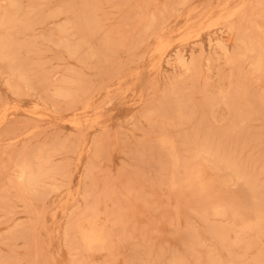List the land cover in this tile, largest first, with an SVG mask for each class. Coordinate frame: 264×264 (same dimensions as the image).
<instances>
[{"label":"rangeland","instance_id":"374dc122","mask_svg":"<svg viewBox=\"0 0 264 264\" xmlns=\"http://www.w3.org/2000/svg\"><path fill=\"white\" fill-rule=\"evenodd\" d=\"M261 19L264 0H0V264H264Z\"/></svg>","mask_w":264,"mask_h":264},{"label":"bare ground","instance_id":"6f19581e","mask_svg":"<svg viewBox=\"0 0 264 264\" xmlns=\"http://www.w3.org/2000/svg\"><path fill=\"white\" fill-rule=\"evenodd\" d=\"M15 5H16V4H15ZM10 7H11V6H10ZM11 8H12V7H11ZM14 9H15V8H14ZM221 9H223V8H221ZM174 10H175V9H174ZM235 10H236V9H235ZM235 10H234V11H235ZM221 11H222V10H221ZM238 11H239V10H238ZM251 11H252V10H251ZM251 11H250V12H251ZM211 12H212V11H211ZM232 12H233V11H232ZM262 13H263V12H262ZM162 15H163V14H162ZM228 15H229V13H228ZM228 15H227V16H228ZM249 15H250V14H249ZM249 15H248V16H249ZM227 16H226V18H227ZM254 16H255V14H254ZM258 16H259V15H258ZM218 17H221V15L218 14ZM229 17H230V16H229ZM261 17H262V16H261ZM186 18H187V17H186ZM254 18H255V17H254ZM216 19H217V17H216ZM227 19H228V18H227ZM197 20H199V19H197ZM221 20H222V19H221ZM221 20H220V21H221ZM250 20H251V19H250ZM261 20H264V19H261ZM213 21H214V20H213ZM218 21H219V20H218ZM243 21H244V20H243ZM247 21H248V20H247ZM258 21H259V20H258ZM215 22H216V21H215ZM10 23H11V22H10ZM19 23H20V22H19ZM217 23H218V22H217ZM239 23H240V22H239ZM259 23H260V22H259ZM221 24H222V23H221ZM245 24H246V23H245ZM198 25H199V24H197V26H198ZM213 25H214V24H213ZM217 25H218V24H217ZM217 25H216V26H217ZM255 25H256V24H255ZM4 26H5V25H4ZM251 26H252V25H251ZM185 27H186V26H185ZM188 27H189V26H188ZM199 27H200V26H199ZM256 27H257V26H256ZM213 28H214V27H213ZM257 28H258V27H257ZM257 28H256V29H257ZM262 28H263V27H262ZM207 29H208V28H207ZM211 29H212V28H211ZM230 29H231V28H230ZM184 30H185V29H184ZM197 30H198V29H197ZM199 30H200V29H199ZM262 30H263V29H262ZM262 30L260 29V31H262ZM204 31H205V30H203V32H204ZM207 31H208V30H207ZM258 31H259V30H258ZM260 31H259V32H260ZM263 32H264V31H263ZM148 33H149V32H148ZM248 34H249V33H248ZM258 34H259V33H258ZM262 34H263V33H261L260 35H262ZM193 35H194V34H193ZM193 35H192V36H193ZM256 35H257V34H256ZM198 36H199V35H198ZM245 36H247V35H245ZM263 36H264V35H263ZM194 38H195V37H194ZM194 38H193V40H195ZM181 39H182V38H181ZM187 39H188V38H187ZM191 39H192V38H191ZM245 39H246V38H245ZM63 40H64V39H63ZM158 40H159V39H158ZM185 40H186V39H185ZM259 40H260V39H259ZM263 40H264V37H263ZM190 41H191V40H190ZM240 41H241V40H240ZM247 41H248V40H247ZM255 41H256V40H255ZM261 41H262V40H261ZM175 42H176V41H175ZM236 42H237V41H236ZM160 43H161V42H159V44H160ZM165 43H166V42H165ZM173 43H174V42H173ZM177 43H178V41H177ZM181 43H182V42H181ZM181 43H180V45H181ZM183 43H184V42H183ZM187 43H188V42H187ZM241 44H242V41H241ZM252 45H253V44H252ZM159 46H160V45H159ZM163 46H164V44H163V45L161 44V47H163ZM171 46H172V45H171ZM234 46H235V45H234ZM163 48H164V47H163ZM159 49H161V48H157V50H159ZM258 50H259V49H258ZM161 51H162V49H161ZM158 52H160V50H159ZM237 52H238V51H237ZM245 52H246V51H245ZM164 53H165V52H164ZM228 54H229V53H227V55H228ZM230 54H231V53H230ZM258 54H259V53H258ZM258 54L256 53V55H258ZM4 55H5V54H4ZM109 56H110V55H109ZM159 56H160V55H159ZM248 56H249V55H248ZM214 57H215V56H214ZM224 57H225V56H224ZM224 57H223V60H224ZM244 57H245V55H244ZM0 59H1V58H0ZM160 59H161V57H160ZM180 59H181V58H180ZM229 59H230V58H229ZM242 59H243V58H242ZM250 59H252V58H250ZM121 65H122V64H121ZM153 65H154V64H153ZM116 66H117V65H116ZM119 66H120V65H119ZM249 66H250V65H249ZM105 67H106V66H105ZM235 67H236V66H235ZM237 67H238V66H237ZM182 68H183V67H182ZM182 68H181V69H182ZM233 68H234V67H233ZM108 69H109V68H108ZM115 69H116V68H115ZM258 69H259V68H258ZM10 70H11V69H10ZM230 70H231V69H230ZM104 71H105V70H104ZM236 71H237V70H236ZM236 71H235V72H236ZM207 72H208V71H207ZM186 73H187V72H186ZM229 74H230V73H229ZM262 74H263V72H262ZM117 76H118V75H117ZM155 76H156V75H155ZM118 77H119V76H118ZM118 84H119V83H118ZM8 89H9V88H8ZM106 91H108V90H106ZM108 92H109V91H108ZM107 95H108V94H107ZM228 95H230V93H229ZM221 96H222V95H221ZM104 100H105V99H104ZM227 100H229V99H227ZM225 101H226V99H225ZM88 102H89V101H88ZM214 104H215V103H214ZM221 104H222V103H221ZM206 105H207V104H206ZM218 105H219V104H218ZM223 105H224V104H223ZM95 106H96V105H95ZM207 106H208V105H207ZM89 109H90V108H89ZM208 109H209V108H208ZM34 111H35V110H34ZM204 112H205V111H204ZM226 112H227V111H226ZM240 112H241V111H240ZM208 113H209V112H208ZM28 114H30V113H28ZM32 115H33V114H32ZM237 116H238V115H237ZM237 116H236V117H237ZM243 121H244V120H243ZM245 121H246V120H245ZM212 122H213V121H212ZM236 122H237V120H236ZM213 123H214V122H213ZM237 123H238V122H237ZM214 124H215V123H214ZM235 124H236V123H235ZM217 125H218V124H217ZM236 125H237V124H236ZM77 126H78V125H77ZM222 127H223V126H222ZM75 128H76V127H75ZM78 128H79V127H78ZM229 128L231 129V127H229ZM81 129H82V128H81ZM226 130H227V128H226ZM80 131H81V130H80ZM216 134H217V133H216ZM218 134H219V133H218ZM108 135H109V134H108ZM28 136H29V135H28ZM160 138H161V137H160ZM149 139H150V137H149ZM167 139H168V138H167ZM160 140H162V139H160ZM164 140H166V139H163V142H164ZM158 141H159V140H158ZM153 142H154V141H153ZM155 142H156V141H155ZM163 142H162V143H163ZM165 142H166V141H165ZM167 142H168V141H167ZM167 142H166V143H167ZM158 143L161 144V142H158ZM158 143H157V144H158ZM164 144H165V143H164ZM164 144H162L161 146L163 147ZM168 144H170V143H167V145H168ZM158 145H159V144H158ZM167 145H164V146H167ZM170 145H171V144H170ZM170 145H169V146H170ZM159 146H160V145H159ZM171 146H172V145H171ZM174 146H175V145H174ZM174 146H173V147H174ZM160 148H161V147H160ZM166 148H167V147H165V149H166ZM168 148H169V147H168ZM170 148H171V147H170ZM170 148H169V151L172 153V151H171L172 148H171V150H170ZM162 150H163V148H162ZM198 150H199V149H198ZM167 151H168V150H167ZM205 151H206V150H205ZM94 152H95V151H94ZM170 152H168V153H170ZM198 152H199V151H198ZM174 153H175V152H174V149H173V154H174ZM220 153H221V152H220ZM173 154H172V156H173ZM202 154H203V153H202ZM41 155H42V154H41ZM169 155H170V154H169ZM169 155H168V156H169ZM174 155H175V154H174ZM175 156H176V155H175ZM203 156H205V155H203ZM169 157H170V156H169ZM170 158H171V157H170ZM174 158H175V157H173V160H174L175 163H176L177 160H175ZM203 158H205V157H203ZM209 158H210V156H209ZM226 158H227V157H226ZM178 160H179V159H178ZM169 161H170V160H169ZM39 162H40V160H39ZM173 163H174V162H173ZM173 163H172V166H173ZM170 164H171V163H170ZM177 164H178V163H177ZM177 164H176V165H177ZM196 164H198V163L196 162ZM176 165H175V166H176ZM175 166H174V167H175ZM177 166H178V165H177ZM189 166H190V165H189ZM192 166H193V165H192ZM174 167H173V168H174ZM206 167H207V166H206ZM171 168H172V167H171ZM173 168H172V169H173ZM192 168H193V167H192ZM195 168H198V167L196 166ZM198 169H199V168H198ZM198 169H196V171H198ZM203 169H204V168H203ZM192 170H193V169H192ZM194 170H195V169H194ZM194 170H193V171H194ZM188 171L190 172V170H188ZM189 172H188V173H189ZM240 172H241V171H240ZM199 173H200V172H199ZM191 174H192V171H191ZM194 174H195V172H194ZM187 175H190V174H187ZM187 175H186V176H187ZM186 176H185V178H186ZM194 176H195V175H194ZM194 176H192V178H193ZM197 176H198V175H197ZM187 177H188V176H187ZM194 178H195V180H194ZM194 178H193L192 180H194V181H198V179H196V176H195ZM188 179H191V178L188 177ZM188 179H186V182H187ZM200 179H201V178H200ZM207 179H208V178H207ZM207 179H206V180H207ZM210 179H211V178H210ZM171 180H172V179H171ZM182 180H183V179H182ZM192 180H191V181H192ZM236 180H237V179H236ZM239 180H240V179H239ZM19 181H20V180H19ZM212 181H213V180H212ZM249 181H250V180H249ZM173 182H174V181H173ZM188 182H189V181H188ZM192 182H193V181H192ZM178 183H179V182H178ZM183 183H184V181H183ZM197 183H198V184H197L198 186H201V185H199V181H198ZM206 183H207V181H206ZM206 183H205V184H206ZM172 184H173V183H172ZM181 184H182V182H181ZM170 185H171V184H170ZM188 185H189V184H188ZM191 185H192V183H191ZM193 185H195V184H193ZM210 185H211V184H210ZM189 186H190V185H189ZM198 186H197V187H198ZM203 186H204V185H203ZM169 187H170V186H169ZM172 187L175 188V187H178V186L173 185V186H171V188H172ZM192 187H193V186H192ZM195 187H196V185H195ZM201 187H202V186H201ZM189 188H190V187H189ZM205 188H206V186H205ZM205 188H204V189H205ZM207 188H208V187H207ZM169 189H170V188H169ZM191 189H192V188H191ZM197 189H198V188H197ZM210 189H211V187H210ZM210 189H209V192H210ZM170 190H172V189H170ZM176 190H177V189H176ZM189 190H190V189H189ZM194 190H195V189H194ZM198 190H200V188H199ZM205 190H206V189H205ZM101 191H102V190H101ZM212 191H213V190H212ZM200 192H202V191H200ZM200 192H199V193H200ZM209 192H207V193H209ZM194 193H195V191H194ZM205 194H206V193H205ZM68 195H69V194H68ZM195 195H196V194H195ZM195 195H194V196H195ZM200 195H201V193H200ZM206 195H207V194H206ZM201 196H202V195H201ZM201 196H200V197H201ZM204 196H205V195H204ZM212 196H213V195H212ZM205 197H206V196H205ZM68 198H69V197H68ZM209 198H210V197H208V199H206V201H207V200H210ZM203 199H204V198H203ZM67 200H68V199H67ZM97 200H98V199H97ZM191 200H192V199H191ZM200 202H201V201H200ZM62 203H64V202H62ZM216 204H217V203H216ZM179 206H180V205H179ZM60 207H61V206H60ZM243 210H244V209H243ZM106 211H107V210H106ZM218 211H219V210H218ZM92 214H94V213H92ZM215 214H216V213H215ZM242 214H243V213H242ZM75 215H76V214H75ZM217 215H218V214H217ZM94 216H96V215H94ZM94 216H93V217H94ZM222 216H223V215H222ZM93 217H91V218H93ZM83 218H84V217H83ZM91 218H90V219H91ZM95 218H96V217H95ZM90 219H89V220H90ZM91 220H92V219H91ZM94 220H95V219H94ZM96 220H97V218H96ZM79 221H80V220H79ZM97 221H98V220H97ZM97 221H94V223L97 222ZM72 222H73V221H72ZM80 222H82V220H81ZM83 222H84V220H83ZM87 222H88V221H87ZM89 222H90V221H89ZM89 222H88V223H89ZM74 223H75V222H74ZM88 223H87V224H88ZM94 223H92V224H94ZM78 224H79V223H78ZM87 224H86V225H87ZM92 224L90 223V225L88 224V226H89V227H90V226L92 227ZM95 224H96V223H95ZM95 224H94V225H95ZM100 224H102V223H100ZM220 224H221V223H220ZM94 225H93L92 228H94ZM74 226H75V225H74ZM76 226H77V224H76ZM76 226H75V227H76ZM82 226H83V225H82ZM88 226H85V227L88 228ZM95 226H97V225H95ZM100 226H101V225H100ZM103 226H104V225H103ZM77 227H80V225H78ZM77 227H76V228H77ZM91 227H90V229H89V230H90V233L92 232V230H94V229H91ZM246 227H247V226H246ZM80 228L82 229V227H80ZM80 228H78V229H80ZM96 228L98 229V227H96ZM96 228H95V231L97 232L99 229L96 230ZM99 228H101V227H99ZM234 228H235V227H234ZM81 229H80V230H81ZM246 229H247V228H246ZM84 230L86 231L85 233L87 234V236L89 237L90 240H88L87 237H86V234L83 233V234H85V238L87 239V243L84 242V243H86V245H85L84 243H82V244H84L85 246H87V244H88V246L90 247L91 244H92V245L94 244V243H91V242H92V241H91V238H92V237H90V235H89V234H90V233H89V230H88V232H87V229H86V228H84ZM84 230H83V231H84ZM102 230H104V229H102ZM102 230H101V231L99 230V231H100V233L103 234ZM230 230H232V229H230ZM67 231H69V230H67ZM71 231H72V230H71ZM78 231H79V230H78ZM248 231H249V230H248ZM81 232H82V230H81ZM75 233H76V232H75ZM94 233H95V232H94ZM236 233H238V231H237ZM246 233H247V232H246ZM78 234H79V235L81 234L80 231H79ZM91 234H92V233H91ZM96 234L99 235V232H97ZM244 234H245V233H244ZM72 235H73V234H72ZM92 235L95 236V234H92ZM98 235L95 236V239H96V240H94V238H92V240L95 242V245L97 244L96 241H97L98 239H101V241H99L100 243L103 242V241L106 242L105 240H102V238L105 237V236H100L101 234H100L99 236H98ZM106 235H107V234H106ZM82 236H83V235H82ZM82 236H79V237L81 238ZM94 236H93V237H94ZM77 237H78V236H77ZM79 237H78V238H79ZM96 237H97V238H96ZM98 237H99V238H98ZM101 237H102V238H101ZM236 237H237V236H236ZM239 237H240V236H239ZM85 238H84V236H83V240H84ZM81 239H82V238H81ZM103 239H104V238H103ZM105 239H106V237H105ZM83 240H82V242H83ZM88 241H91V242L88 243ZM104 242H103V243H104ZM90 243H91V244H90ZM89 244H90V245H89ZM201 244H202V243H201ZM84 245H82V246H84ZM95 245H94V246H91L92 250H96V248H97L96 246H98V245H96V246H95ZM99 245H100V246H98L97 250H100V247H104L105 244H103V246H102V243L99 244ZM89 247H87V249H88ZM93 247H96V248L93 249ZM106 247L108 248L109 246H106ZM91 248L88 249V250H91ZM101 249H102V248H101ZM103 249H104V248H103ZM103 249H102V250H103ZM84 250H85V249H84ZM106 251H107V250H106ZM220 251H221V250H220ZM86 252H87V251H86ZM88 252H89V251H88ZM88 252H87V253H88ZM205 253H206V252H205ZM39 254H40V253H39ZM107 254H108V253H107ZM109 254H110V253H109ZM75 256H76V255H75ZM209 256H210V255H209ZM71 257H72V256H71ZM82 257H83V256H82ZM112 259H113V258H112ZM108 261H109V260H108ZM110 261H111V260H110ZM74 263H75V262H74ZM106 264H107V263H106Z\"/></svg>","mask_w":264,"mask_h":264}]
</instances>
